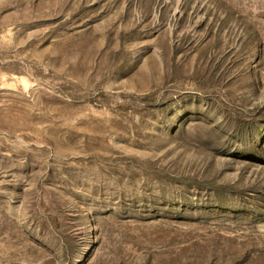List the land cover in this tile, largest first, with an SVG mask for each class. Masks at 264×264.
Wrapping results in <instances>:
<instances>
[{
  "label": "rangeland",
  "instance_id": "1",
  "mask_svg": "<svg viewBox=\"0 0 264 264\" xmlns=\"http://www.w3.org/2000/svg\"><path fill=\"white\" fill-rule=\"evenodd\" d=\"M0 264H264V0H0Z\"/></svg>",
  "mask_w": 264,
  "mask_h": 264
}]
</instances>
